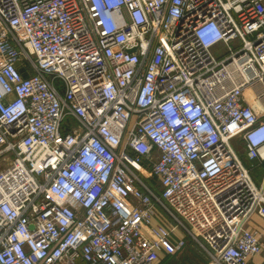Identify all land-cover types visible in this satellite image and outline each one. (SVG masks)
Returning a JSON list of instances; mask_svg holds the SVG:
<instances>
[{
  "label": "built area",
  "instance_id": "obj_1",
  "mask_svg": "<svg viewBox=\"0 0 264 264\" xmlns=\"http://www.w3.org/2000/svg\"><path fill=\"white\" fill-rule=\"evenodd\" d=\"M240 152L264 162V0H0V264H247Z\"/></svg>",
  "mask_w": 264,
  "mask_h": 264
},
{
  "label": "crops",
  "instance_id": "obj_2",
  "mask_svg": "<svg viewBox=\"0 0 264 264\" xmlns=\"http://www.w3.org/2000/svg\"><path fill=\"white\" fill-rule=\"evenodd\" d=\"M243 162L246 165L244 160ZM251 165L252 163L250 166ZM249 227L258 230L261 234L262 250L260 254L249 259L247 264H264V219L254 216L250 221ZM188 241L189 245L187 244V246L189 248L186 246L187 248H184L181 252H178L174 255L163 256L155 264H207L208 260L202 255L199 247L196 246L191 240ZM194 247L198 249V254L193 253L192 248L194 249Z\"/></svg>",
  "mask_w": 264,
  "mask_h": 264
},
{
  "label": "rangeland",
  "instance_id": "obj_3",
  "mask_svg": "<svg viewBox=\"0 0 264 264\" xmlns=\"http://www.w3.org/2000/svg\"><path fill=\"white\" fill-rule=\"evenodd\" d=\"M59 83L60 82L57 80L56 81V84L59 85ZM240 154H241V157L243 158V160L246 162V165L245 164L244 165L247 166V167H249L251 163L248 162L246 159H244V156H243L242 152H240ZM251 167H252V171H251L252 180H253V182L256 185H258L260 183V181H261L262 173H264V162L262 164H254L253 163L251 165ZM192 250H193V253L198 254V249L196 247H194V249L192 248ZM200 251H201V249H200ZM202 255L205 256L203 253H202Z\"/></svg>",
  "mask_w": 264,
  "mask_h": 264
},
{
  "label": "bare ground",
  "instance_id": "obj_4",
  "mask_svg": "<svg viewBox=\"0 0 264 264\" xmlns=\"http://www.w3.org/2000/svg\"><path fill=\"white\" fill-rule=\"evenodd\" d=\"M244 156V155H243ZM242 158V157H241ZM243 159V158H242ZM245 159V158H244Z\"/></svg>",
  "mask_w": 264,
  "mask_h": 264
},
{
  "label": "trees",
  "instance_id": "obj_5",
  "mask_svg": "<svg viewBox=\"0 0 264 264\" xmlns=\"http://www.w3.org/2000/svg\"><path fill=\"white\" fill-rule=\"evenodd\" d=\"M188 245H189V243H188ZM187 247H188V246H187ZM187 247H186V248H187Z\"/></svg>",
  "mask_w": 264,
  "mask_h": 264
},
{
  "label": "water",
  "instance_id": "obj_6",
  "mask_svg": "<svg viewBox=\"0 0 264 264\" xmlns=\"http://www.w3.org/2000/svg\"><path fill=\"white\" fill-rule=\"evenodd\" d=\"M133 51V50H132Z\"/></svg>",
  "mask_w": 264,
  "mask_h": 264
}]
</instances>
